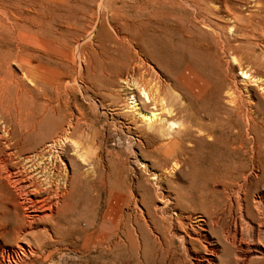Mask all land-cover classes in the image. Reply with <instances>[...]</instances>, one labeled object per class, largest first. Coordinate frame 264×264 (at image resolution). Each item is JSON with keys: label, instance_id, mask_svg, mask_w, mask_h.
Wrapping results in <instances>:
<instances>
[{"label": "bare ground", "instance_id": "6f19581e", "mask_svg": "<svg viewBox=\"0 0 264 264\" xmlns=\"http://www.w3.org/2000/svg\"><path fill=\"white\" fill-rule=\"evenodd\" d=\"M84 16L76 49L89 41L104 112L134 136L131 180L105 169L95 118L58 94L21 101L23 78H54L39 48L54 58L49 37ZM255 43L264 0H0V263L65 241L136 264H264V178L247 165L264 103L242 94L262 79L231 57Z\"/></svg>", "mask_w": 264, "mask_h": 264}, {"label": "rangeland", "instance_id": "374dc122", "mask_svg": "<svg viewBox=\"0 0 264 264\" xmlns=\"http://www.w3.org/2000/svg\"><path fill=\"white\" fill-rule=\"evenodd\" d=\"M87 19V16L79 18L72 17L69 20L70 28H62L60 33L55 35V37H49L52 38V44L57 50L54 54V58L51 59L50 57L49 59L47 53L48 49L43 50V48H39L40 51H43H41V54L43 58L42 61H45V69L47 73L54 78L48 83H41L39 81L23 78L24 84L22 89L24 98L21 101H41L40 99L43 94H53L55 97L56 94H58L59 100L66 102L68 112L73 111L77 113L80 110L86 117L95 118L97 120L96 129L101 131L103 135L102 138L99 136V139L101 142L103 141V152L101 154H103L102 158L105 163V169L108 170L111 168L115 171L119 169L122 172V176L121 174L119 175L120 179L131 180L135 177L134 171H138L140 167H142L139 148L132 144L134 136L124 130L123 127H120L117 121L110 119L109 114L104 112L105 109H108V105L111 104V102L108 103L110 99L104 91L92 85L90 80L91 70L89 60L83 57L80 58V56H83V50L88 47L89 41L87 39L82 40L80 46L81 54H79L76 49L77 40L81 39L84 34ZM45 33L48 34V32ZM250 48H245L243 51L238 50L239 52L237 50L232 52L231 57L234 56L236 61L233 74L239 76L238 78L240 79L242 76L240 75L241 70L249 69L253 74L260 77L262 79V87L259 88L257 85H251L253 91L249 95L245 91L242 92V94L249 101L264 103V91L261 89L264 87V50L261 47V43L252 44ZM58 50H61V52H58ZM252 51H254V53H252ZM57 55L60 58L62 57V60L59 59ZM13 69L19 76L21 75V71L16 65H13ZM54 87L56 88L54 89ZM27 92L30 93L28 94ZM11 94L10 101H13V91ZM261 137L263 141L258 144L255 150L249 152L247 165L249 171H252L253 177H255V172H259L261 177L264 178V132L261 133ZM107 150L111 153H109V151L107 152ZM114 152H116L117 155H115ZM148 159L150 158L148 157ZM65 244V241H59L40 251L33 247L35 251L32 255L30 254L26 257L21 256V258L16 256L10 259V261L5 260V263L2 262L0 264H119L120 261L122 264H136L131 250H123L122 252L119 251V253L118 251H114L110 253L106 259H103L97 257L98 252L92 251L90 253H84L79 249ZM49 253L51 256L47 258Z\"/></svg>", "mask_w": 264, "mask_h": 264}]
</instances>
